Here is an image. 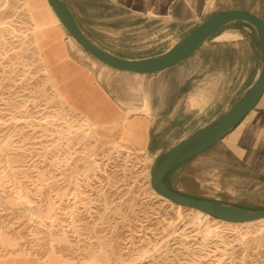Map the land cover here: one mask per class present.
Returning a JSON list of instances; mask_svg holds the SVG:
<instances>
[{"label":"rangeland","instance_id":"obj_1","mask_svg":"<svg viewBox=\"0 0 264 264\" xmlns=\"http://www.w3.org/2000/svg\"><path fill=\"white\" fill-rule=\"evenodd\" d=\"M122 1L68 0L95 43L127 58L167 50L212 11L241 9L264 19L259 0H209L203 14L189 0H175L164 15L155 10L165 0ZM238 29L255 39L250 25L230 24L217 34ZM217 36L164 72L136 76L85 52L47 0H0V254L18 252L43 264H264V219L227 223L175 205L149 185L157 154L214 122L185 121L186 112L174 107L232 57L229 38ZM50 41L80 51L99 83L133 112L152 106L151 144L159 151L103 145L53 86ZM166 181L194 198L264 207V181L248 175L220 142L171 170Z\"/></svg>","mask_w":264,"mask_h":264},{"label":"crops","instance_id":"obj_2","mask_svg":"<svg viewBox=\"0 0 264 264\" xmlns=\"http://www.w3.org/2000/svg\"><path fill=\"white\" fill-rule=\"evenodd\" d=\"M208 1L189 0L188 5L194 13L203 14ZM221 1L224 0H212V3L220 4ZM259 2L260 7L264 9V1ZM174 4L175 0H165L162 3L163 8L155 10V13L157 15L170 13ZM122 5L133 6L134 1L123 0ZM222 10L227 9L219 11ZM213 12L215 11L207 13L199 21ZM235 33V37L225 40L233 52L232 57L222 59L218 68L212 70L205 80L199 79L197 84L201 86L196 91L187 90L179 96L178 101L175 100L177 106L174 109L179 108L186 112L185 121L195 119L215 121L256 78L261 64L257 37L254 39L246 36L245 31L239 29ZM49 39L53 41L52 36ZM51 41L49 44L46 43L45 55L53 86L71 110L93 125L97 138L106 142L103 145L120 143L147 152L159 151L151 144L154 121V116L150 112L152 106L147 104V112H133L128 103L113 93L110 94L99 83V75L94 65L89 64L80 51L71 53L61 42ZM219 142L222 149L241 164L248 175L255 180L264 181V92L254 108ZM0 264L43 263L18 252H8L0 254Z\"/></svg>","mask_w":264,"mask_h":264},{"label":"water","instance_id":"obj_3","mask_svg":"<svg viewBox=\"0 0 264 264\" xmlns=\"http://www.w3.org/2000/svg\"><path fill=\"white\" fill-rule=\"evenodd\" d=\"M47 1L61 25L85 52L112 69L132 74L154 73L182 62L232 23L241 21L254 29L261 59L259 72L254 81L214 122L191 132L168 150L157 154L150 169L149 185L157 195L171 203L197 210L221 221L243 223L264 219V207L250 209L229 203L194 198L172 190L163 181L166 173L218 143L257 104L264 92L263 19L247 10L216 11L204 17L167 50L146 57L127 58L114 54L95 43L79 25L68 0Z\"/></svg>","mask_w":264,"mask_h":264},{"label":"bare ground","instance_id":"obj_4","mask_svg":"<svg viewBox=\"0 0 264 264\" xmlns=\"http://www.w3.org/2000/svg\"><path fill=\"white\" fill-rule=\"evenodd\" d=\"M53 11V10H52ZM54 13V12H53ZM56 16V15H55ZM57 17V16H56ZM58 19V18H57ZM59 21V20H58ZM218 35V34H217ZM216 35V36H217ZM236 36V34H230V33H224V32H221L217 37L218 38H230V37H235ZM197 211V210H196ZM198 213H201V212H199V211H197ZM204 214V213H203ZM205 215H207V214H205ZM261 220V219H260ZM257 221H259V220H257ZM225 222V221H224ZM252 222H255V221H250V222H243V223H252ZM227 223H231V222H227Z\"/></svg>","mask_w":264,"mask_h":264},{"label":"trees","instance_id":"obj_5","mask_svg":"<svg viewBox=\"0 0 264 264\" xmlns=\"http://www.w3.org/2000/svg\"><path fill=\"white\" fill-rule=\"evenodd\" d=\"M232 24L235 25V26H238V27L249 26L248 24H246V23H244V22H241V21H238V22H235V23H232ZM168 173H169V172H168ZM168 173H166V174L163 176V181H164V183H165V185H166L167 187L171 188V187L168 185L167 181H166V178H167ZM171 189H172V188H171ZM172 190H174V189H172ZM174 191H176V190H174ZM176 192H178V191H176Z\"/></svg>","mask_w":264,"mask_h":264}]
</instances>
